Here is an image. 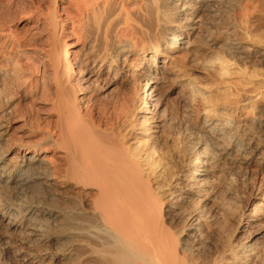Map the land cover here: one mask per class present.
Returning a JSON list of instances; mask_svg holds the SVG:
<instances>
[{"label": "bare ground", "instance_id": "1", "mask_svg": "<svg viewBox=\"0 0 264 264\" xmlns=\"http://www.w3.org/2000/svg\"><path fill=\"white\" fill-rule=\"evenodd\" d=\"M254 1L0 0V264H264Z\"/></svg>", "mask_w": 264, "mask_h": 264}, {"label": "rangeland", "instance_id": "2", "mask_svg": "<svg viewBox=\"0 0 264 264\" xmlns=\"http://www.w3.org/2000/svg\"><path fill=\"white\" fill-rule=\"evenodd\" d=\"M254 3L260 8V12L264 13V0H255ZM104 94L100 93L95 104L90 105L88 110V113H90L94 121L101 125L108 123L119 113L120 106L118 107V105H120L124 98V94L119 91H114L107 96H103ZM44 99L45 95L35 94L17 106L15 113L8 121L9 140L16 139L17 132L22 130V124L24 122L40 123L42 126L48 124L49 119L44 114L46 113V107L42 104L44 103Z\"/></svg>", "mask_w": 264, "mask_h": 264}]
</instances>
